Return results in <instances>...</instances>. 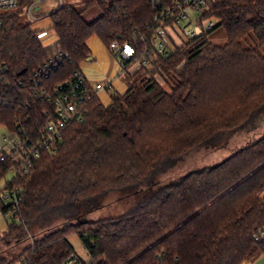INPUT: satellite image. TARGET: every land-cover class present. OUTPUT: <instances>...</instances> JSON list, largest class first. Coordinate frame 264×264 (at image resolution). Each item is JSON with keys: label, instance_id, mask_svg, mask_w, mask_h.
Returning a JSON list of instances; mask_svg holds the SVG:
<instances>
[{"label": "trees", "instance_id": "16d2710c", "mask_svg": "<svg viewBox=\"0 0 264 264\" xmlns=\"http://www.w3.org/2000/svg\"><path fill=\"white\" fill-rule=\"evenodd\" d=\"M36 1L19 0L0 30L10 80L0 86V126L11 129L47 123L51 105L36 87L51 91L71 79L92 58V36L107 46L133 42L140 55L151 45L149 0H63L50 14L58 44L47 50L22 16ZM210 18L214 27L175 45L169 58L129 73L127 92L112 90L110 104L92 93L83 120L29 172L0 160V182L18 169L2 188L22 196L17 207L0 201L12 214L0 234V264H66L75 255L72 234L90 264H244L264 252L256 239L264 230V132L218 163L158 178L264 113V0H210L200 20ZM217 27L227 33L223 45L206 36ZM119 190L124 198H108ZM120 202L125 209L99 212Z\"/></svg>", "mask_w": 264, "mask_h": 264}, {"label": "built area", "instance_id": "2783aa9c", "mask_svg": "<svg viewBox=\"0 0 264 264\" xmlns=\"http://www.w3.org/2000/svg\"><path fill=\"white\" fill-rule=\"evenodd\" d=\"M154 11V16L149 24L151 30V45L145 47V53L139 54L133 42L114 41L109 50L120 60L125 70L129 62L141 61L145 67L151 68L159 58L167 59L174 50L175 44L167 30L168 25L174 29V24H179L189 19L198 24L197 27H186L185 34L193 38L215 26V19L200 20L201 12L210 0H149ZM37 1L29 5L24 12L36 20L35 7ZM62 4V1H61ZM19 9V0H0V30L3 28V16ZM171 44L174 45L171 48ZM44 72V71H43ZM9 69L0 64V86L9 85ZM38 75V74H36ZM2 86V87H3ZM110 89L108 83L91 85L82 69L77 70L74 76L60 84L51 91L37 86V94L41 91L42 99L50 102L51 107L46 110L48 121L43 126L28 128L23 122H18L12 129L2 126L5 132L0 134V160L11 159L18 169L24 173L29 172L34 162L42 157L43 152L56 153L59 145L64 140L66 128L80 122L88 113L86 103L96 89ZM17 168L12 171L16 174ZM22 196L17 188L0 189V201L3 204L12 203L17 207ZM0 214H3L0 210ZM256 239L264 242V230L256 233ZM17 264H21L18 261Z\"/></svg>", "mask_w": 264, "mask_h": 264}, {"label": "rangeland", "instance_id": "374dc122", "mask_svg": "<svg viewBox=\"0 0 264 264\" xmlns=\"http://www.w3.org/2000/svg\"><path fill=\"white\" fill-rule=\"evenodd\" d=\"M69 1L77 3L79 0H69ZM96 12L95 10L90 12L89 17L93 18V15L97 14ZM22 16L27 21H31L34 23V19H31L26 12H23ZM187 26L191 28L192 27L198 28L199 25L195 24L194 22H190L189 19L185 20L182 23L174 24V29L172 28V26L168 25L167 30L175 44L181 45L184 42L189 41L190 37H188V35L185 34V29ZM53 33H54L53 34L54 37H57L54 31ZM206 36L209 40H211L216 44L223 45L227 42V33L223 27H217L207 32ZM56 40H58V38H56ZM251 42L253 41L251 40ZM248 44H250V41L247 43V45ZM173 47L174 45L171 44V48ZM140 67H142V71H146V68H148V67H144L142 62L137 60L130 63L128 72L131 73L133 70ZM157 78L161 81V83H164L165 85V82L163 81L161 76L157 75ZM2 132H5V129L4 127L0 126V134ZM263 132H264V113L255 117L248 124L243 126L241 129L234 131L233 133H231L226 137L213 138L211 142L207 144V146H204L196 151H193L190 154L183 157L182 159L178 160L173 168H170L167 173L158 176V178L160 177L161 181L165 183V182L177 180L180 176L183 175V173H185L188 170L201 168L204 166L218 163L227 156H229L233 152V150H235V148L244 146L248 142L259 138L261 136V133ZM14 175L15 173L13 171H10L6 175L5 179H3L0 182V189L4 187L6 181L11 180ZM173 176L175 177L172 178ZM125 192L127 191L126 190L112 191L108 193V198L109 199H114L119 197L124 198ZM120 203L122 206H120V204H114L113 207H109L111 208L110 211L109 208H105L99 212L103 215H109L107 214V212L111 213V210L125 209L126 205H124V202H120ZM97 215L95 217H97ZM0 219L2 220L3 223H6L7 221H11L12 214H10L7 217L4 214H1ZM2 233L3 231L0 232V234ZM69 240L75 249V255H74V259L68 261L66 264H76V262L79 261H82L85 264H90L91 255L89 253L88 248L84 245L79 235L72 234L70 235ZM244 264H264V252L262 250H259L253 256L249 257L244 262Z\"/></svg>", "mask_w": 264, "mask_h": 264}, {"label": "crops", "instance_id": "0c3cea01", "mask_svg": "<svg viewBox=\"0 0 264 264\" xmlns=\"http://www.w3.org/2000/svg\"><path fill=\"white\" fill-rule=\"evenodd\" d=\"M62 0H37L35 7L36 17L32 24V28L37 30L42 40L43 45L47 50L53 49L57 46V37H54L53 22L50 14L61 5ZM63 2V1H62ZM91 49L92 58L87 62H83L80 67L86 74L87 79L91 85L98 83H108L110 89H96L95 92L101 102L105 105L111 103V91L124 94L128 90V83L126 80L129 74V65L124 70L121 66L120 60L109 50V47L102 42L98 36H92L88 41ZM139 68L135 69L136 71ZM133 70L130 74H134ZM1 215V214H0ZM8 223H3L0 219V232L7 230Z\"/></svg>", "mask_w": 264, "mask_h": 264}]
</instances>
